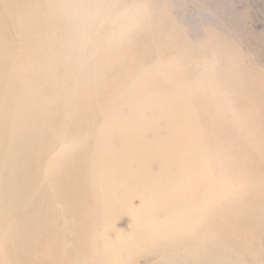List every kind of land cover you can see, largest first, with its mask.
<instances>
[{
  "label": "bare ground",
  "instance_id": "6f19581e",
  "mask_svg": "<svg viewBox=\"0 0 264 264\" xmlns=\"http://www.w3.org/2000/svg\"><path fill=\"white\" fill-rule=\"evenodd\" d=\"M101 1L0 0V264L23 263L8 242L21 227L29 264H57L62 239L67 264H127L150 251L205 264V240L225 246L227 206L251 212L264 188L263 160L244 161L264 140H227L222 116L202 124L189 89L163 84L167 65L145 66L146 52L138 70L124 67L136 25L121 12L109 17L121 28L86 53Z\"/></svg>",
  "mask_w": 264,
  "mask_h": 264
},
{
  "label": "rangeland",
  "instance_id": "374dc122",
  "mask_svg": "<svg viewBox=\"0 0 264 264\" xmlns=\"http://www.w3.org/2000/svg\"><path fill=\"white\" fill-rule=\"evenodd\" d=\"M98 8L88 30L86 53L97 55V46L101 44L103 48L106 33L121 28L122 24L112 27L109 24V17L121 12L127 18H132L136 25L133 31L129 30L126 34L130 38L133 35V38L120 48L124 55H133L132 59L125 62L124 67L132 66L133 71L138 70L147 54L150 60L145 66L151 65L152 61L167 65L168 71L163 75V84L177 81L186 90L189 89L192 107L198 110L202 124L203 120L217 123L213 117L222 116L227 121V140L232 137L245 142L264 140V0H102ZM203 67L205 72L202 71ZM37 94L36 92L34 95ZM230 123L245 125L247 129L245 133L242 131L240 135H235V130L228 126ZM222 138L221 135L215 136V139ZM257 153L264 154L259 150H252L249 155H244L247 157H243L244 161L249 160L245 163L255 159L258 163H262V160L264 162V155L263 158H257ZM255 194L257 196L254 201L248 202L251 212L239 213L242 208L239 204L227 206L226 226L223 224L224 229H227V236L220 241L225 246L212 249L213 243L205 240L204 245H207L204 252L208 256L204 254L205 264H264V188L256 190ZM126 225L128 226L127 219L124 221L121 218L115 222L114 228L121 227L124 231ZM110 230L109 235L112 237L114 229ZM62 232H68V228H62ZM61 237L60 235V239ZM23 239L22 227L8 236L9 243L14 240V244L10 246L18 252V259L21 257L23 263H20L29 264L28 259L23 260V255L26 254L21 247ZM70 246L71 242L61 240V248L65 249L57 264H67L64 252ZM27 256L33 258L34 254H26L25 258ZM67 257L71 259L70 254ZM218 258L223 262H218ZM162 259L157 253L150 251L126 263H173ZM184 262L195 264L189 259L175 261L176 264Z\"/></svg>",
  "mask_w": 264,
  "mask_h": 264
}]
</instances>
